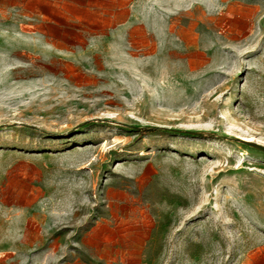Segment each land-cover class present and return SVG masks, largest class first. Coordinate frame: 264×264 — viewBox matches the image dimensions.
Returning a JSON list of instances; mask_svg holds the SVG:
<instances>
[{
    "label": "rangeland",
    "instance_id": "rangeland-1",
    "mask_svg": "<svg viewBox=\"0 0 264 264\" xmlns=\"http://www.w3.org/2000/svg\"><path fill=\"white\" fill-rule=\"evenodd\" d=\"M62 1L0 4L14 264H264V0Z\"/></svg>",
    "mask_w": 264,
    "mask_h": 264
},
{
    "label": "crops",
    "instance_id": "crops-1",
    "mask_svg": "<svg viewBox=\"0 0 264 264\" xmlns=\"http://www.w3.org/2000/svg\"><path fill=\"white\" fill-rule=\"evenodd\" d=\"M30 3H39L45 4L48 6L59 8L62 6V0H0V4L4 6L2 11L8 12L13 10L26 11ZM64 3H69L68 0ZM79 3H77L78 5ZM113 13L109 19V27L116 26L118 21V14H122L126 7L125 0H112ZM54 12V11H53ZM58 16L65 19L66 21H79L78 18L70 17L66 14L57 12ZM49 21L54 22L53 19ZM113 23L114 25H112ZM100 26V24H98ZM21 212H17L13 215L2 214L0 216V221L4 222L0 225V264H14V260L20 257V245L26 243L25 233L30 229L31 226H34L35 216L27 212L25 209H21ZM13 217V218H12ZM33 221V223H31ZM9 222V223H6ZM29 244V242H28Z\"/></svg>",
    "mask_w": 264,
    "mask_h": 264
},
{
    "label": "bare ground",
    "instance_id": "bare-ground-1",
    "mask_svg": "<svg viewBox=\"0 0 264 264\" xmlns=\"http://www.w3.org/2000/svg\"><path fill=\"white\" fill-rule=\"evenodd\" d=\"M238 136H239L238 138L241 141H244L246 143L264 145V142L255 136H252V135L246 136V135H242L241 133Z\"/></svg>",
    "mask_w": 264,
    "mask_h": 264
},
{
    "label": "water",
    "instance_id": "water-1",
    "mask_svg": "<svg viewBox=\"0 0 264 264\" xmlns=\"http://www.w3.org/2000/svg\"><path fill=\"white\" fill-rule=\"evenodd\" d=\"M254 148L264 152V145H260V144H251Z\"/></svg>",
    "mask_w": 264,
    "mask_h": 264
}]
</instances>
